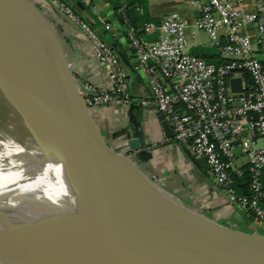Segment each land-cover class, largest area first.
Here are the masks:
<instances>
[{"label": "water", "instance_id": "1", "mask_svg": "<svg viewBox=\"0 0 264 264\" xmlns=\"http://www.w3.org/2000/svg\"><path fill=\"white\" fill-rule=\"evenodd\" d=\"M80 66L76 53L72 62L68 59L52 23L33 0H0V86L37 140L68 163L66 172L85 195L95 227L65 263L264 264V234L220 224L182 203L201 217L180 209L155 192L162 187L133 157L109 145L84 100L82 92L91 91L78 73ZM231 84L241 90V78ZM159 118L165 136L173 139L164 115ZM131 144L130 151L140 147ZM11 253L0 248V258L17 256Z\"/></svg>", "mask_w": 264, "mask_h": 264}, {"label": "built area", "instance_id": "2", "mask_svg": "<svg viewBox=\"0 0 264 264\" xmlns=\"http://www.w3.org/2000/svg\"><path fill=\"white\" fill-rule=\"evenodd\" d=\"M247 1L194 2L199 16L191 26L208 33V45L222 57L219 62L189 50L190 24L179 13H168L159 23L149 22L139 30L130 24L128 0H119L118 13L137 69L147 79L156 111L169 123L173 139L187 146L195 158L205 160L228 203L261 219L264 230V0H253V10L247 8ZM58 5L82 28L97 61L112 66L109 86L83 82L91 91L82 92L90 111L110 104L131 105L134 97L114 46L75 16L71 7ZM249 25L256 29L255 38L243 31ZM104 28L113 29L108 22ZM140 31L159 35L148 40ZM233 78H241L240 91L233 90ZM239 149L246 164L236 162ZM246 175L248 188L241 192L236 183Z\"/></svg>", "mask_w": 264, "mask_h": 264}, {"label": "crops", "instance_id": "3", "mask_svg": "<svg viewBox=\"0 0 264 264\" xmlns=\"http://www.w3.org/2000/svg\"><path fill=\"white\" fill-rule=\"evenodd\" d=\"M33 1L52 23L68 59L72 62L75 53L78 55L81 61L78 73H83L84 83L97 87L109 86L112 83V66L97 61L82 28L71 15L64 13L59 3H65L72 8L75 16L87 21L103 40L114 46L120 57L134 105L110 104L93 110V116L109 145L133 157L148 176L185 206L199 210L228 227L247 233H259L263 225L245 209L228 203L225 193L215 183L207 162L197 158L194 162L188 155L187 146L165 136L148 81L137 69V59L130 46L127 28L118 13L119 0ZM195 1L128 0L130 24L139 30L149 22L159 23L168 13H179L190 24L189 50L209 61L219 62L222 57L217 48L208 45L209 35L204 39L208 33L197 32L191 26L199 16ZM246 5L249 10H253L254 1L248 0ZM106 22L111 24V31L105 30ZM243 31L254 38L257 35L253 25L246 26ZM112 32L117 34L116 37ZM138 34L146 35L148 40H155L159 35L158 32L147 35L142 31ZM134 142L140 147L130 151V145ZM236 162L246 164L241 150L237 152Z\"/></svg>", "mask_w": 264, "mask_h": 264}, {"label": "bare ground", "instance_id": "4", "mask_svg": "<svg viewBox=\"0 0 264 264\" xmlns=\"http://www.w3.org/2000/svg\"><path fill=\"white\" fill-rule=\"evenodd\" d=\"M34 137L25 143L14 137L0 139V248L17 255L2 256L0 264H19V259L67 264V258L95 232L87 199L66 172L68 163ZM155 192L186 210L169 193L157 188ZM84 215L89 217V228ZM68 219L75 222L73 227L67 226Z\"/></svg>", "mask_w": 264, "mask_h": 264}, {"label": "rangeland", "instance_id": "5", "mask_svg": "<svg viewBox=\"0 0 264 264\" xmlns=\"http://www.w3.org/2000/svg\"><path fill=\"white\" fill-rule=\"evenodd\" d=\"M206 38H208V34L205 35L204 39ZM8 137H14L20 143H25L26 141L32 142L34 135L24 113L15 105L5 88L0 86V139ZM173 199L175 198L173 197ZM179 204L182 205L180 202ZM187 211L191 212L189 209ZM191 213H193V211ZM193 214L195 215V213ZM259 220L261 221V219ZM259 233L263 234L264 230H259Z\"/></svg>", "mask_w": 264, "mask_h": 264}, {"label": "trees", "instance_id": "6", "mask_svg": "<svg viewBox=\"0 0 264 264\" xmlns=\"http://www.w3.org/2000/svg\"><path fill=\"white\" fill-rule=\"evenodd\" d=\"M236 186H238V188H240L241 192H245L248 188V176L246 175L243 178H240L237 183Z\"/></svg>", "mask_w": 264, "mask_h": 264}]
</instances>
